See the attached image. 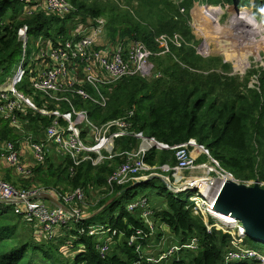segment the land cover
I'll return each instance as SVG.
<instances>
[{
  "label": "trees",
  "instance_id": "16d2710c",
  "mask_svg": "<svg viewBox=\"0 0 264 264\" xmlns=\"http://www.w3.org/2000/svg\"><path fill=\"white\" fill-rule=\"evenodd\" d=\"M43 1L0 0V84L12 74L21 59L22 45L18 33L23 25L27 26L28 36L39 34L41 42L48 41L52 46H58L71 39L72 30L75 32L81 23L105 18L110 42H120L126 47L136 40L144 43L152 52L150 61L155 73L149 79L133 75L105 86L102 88L106 97L104 107L78 95L65 93L74 106L85 109L97 125L125 117L130 131L142 132L146 137H154L169 145L194 139L237 178L264 180V67L255 72L259 74V90L247 89L246 83L238 77L215 71L204 75L191 70L228 67L220 60L203 59L191 47L173 46L170 49L175 57L169 56L172 54H165L167 56L164 57L158 54L161 49L156 41L163 33L169 36L177 32L189 34L187 22L190 9L198 1L207 5L249 6V0H127L125 5L99 0H71L75 10L64 15L44 10L40 6ZM254 12H264V0H255ZM27 64L26 58L25 67ZM34 67L37 70L35 64ZM34 74L35 71L30 73L26 70L24 80L22 78L16 89L31 96L39 109L68 108L66 101H54L36 92L32 87ZM84 87L98 97L91 86L84 84ZM3 102L0 98V103ZM13 113L17 124H12L11 118L0 114V140L13 142L17 150L24 139L22 129L26 124L33 132L29 142L40 141L43 140L40 132L53 120L51 116L41 115L25 105L23 109L15 108ZM21 124L22 127L19 126ZM87 131V128L82 130L83 137H86ZM138 143L140 139L132 135L116 138L115 151L120 153L136 149ZM257 146L262 148L261 153ZM145 161L150 165L176 162L172 150L158 148H152L145 155ZM121 162V156H114L99 166L93 165L90 160H83L74 166L68 155H63L58 162L47 156L43 162L30 166L28 172L25 170L22 174L24 188L43 189L57 196L58 192L65 194L77 188L88 193L92 187H107V198H101L98 206L87 216L84 214L85 218L74 222L73 226L59 228L64 230L60 238L57 237L60 243H65L62 248L55 245L57 240L38 242L36 237L18 235L16 225L11 223L16 214L8 213L10 209L13 213L14 204L0 202V264H132L140 259L136 250L139 243L142 248L156 244L151 237L128 244V238L135 230L148 231L141 208L127 209V204L138 197L147 198L148 208L153 211L152 220L163 224V230L169 229L177 244H188L192 238L196 239V249L183 248L177 254L179 260L173 258L160 264L264 263L256 257L225 262L227 253L234 249L230 236L214 229L208 230L201 214L194 213V202L188 197L182 198V192L170 191L165 184L156 186L154 180L158 178L136 184L117 195L131 185L130 182L114 185L113 188L108 186V176ZM149 187L151 190H148ZM112 197L114 199L109 201ZM101 206L103 208L97 212ZM107 213L109 221L100 224H108L112 239L108 252L101 254L96 248L95 237L79 230L96 225ZM112 231L115 234L112 235ZM65 238L70 240L64 241ZM71 239L73 244L66 243ZM243 244L264 257V242L245 236ZM162 250L151 251L147 255L157 256ZM66 251L70 256L64 259Z\"/></svg>",
  "mask_w": 264,
  "mask_h": 264
},
{
  "label": "built area",
  "instance_id": "2783aa9c",
  "mask_svg": "<svg viewBox=\"0 0 264 264\" xmlns=\"http://www.w3.org/2000/svg\"><path fill=\"white\" fill-rule=\"evenodd\" d=\"M37 2V0H35ZM40 6L44 10L58 15L68 14L75 10L70 0H44ZM106 21L100 17L90 21L88 24L81 23L75 29L73 37L64 44L52 46L48 43V50L43 54L46 64L32 77V87L36 92L48 96L54 101H66L68 108L47 109L37 108L32 102V97L18 91L15 87L22 80L26 67V51L28 45L27 26L23 25L19 29V40L22 45V56L20 62L8 80L0 86V98L4 100L0 103V114L5 118H11L12 124H17V119L13 113L15 108H22L23 105L36 110L41 115L53 118L46 128L43 129L44 139L31 142L34 160L43 162L47 154V142L55 145L57 151L68 155L74 166L79 165L83 160H90L92 164L103 158L102 153L108 154V158L121 156L122 162L112 171L107 178L110 188L114 185H125L131 182H146L149 176L161 179L166 187L174 192L193 190V195L188 197L193 201L199 212L215 220L225 222L219 218L220 212L214 207L215 194L218 189L220 179L233 178L228 172L221 168L218 163L210 157L208 151L203 146H198L194 139L186 142L169 145L157 141L154 137H146L142 132H133L128 129L129 123L125 117L116 118L97 125L89 118L85 109H77L70 98L65 95L69 93L78 95L86 100L104 107L106 97L102 93V88L120 80L123 77L141 75L152 77L154 74L153 65L150 62L152 52L141 41L130 42L127 47L120 42L111 43L110 39L105 45L100 44V38L106 34ZM176 39V36L174 35ZM41 40V39H40ZM160 44L167 48L166 36H160ZM35 62H38L36 60ZM37 67V65H35ZM152 67V69H151ZM84 84L91 86L96 92L97 98L91 95ZM87 128L86 137H83L82 130ZM132 135L141 140L136 149L124 150L120 153H113L116 138ZM167 149L173 151L175 164L164 163L161 165H150L145 161V155L152 149ZM104 151V152H103ZM195 151V153H194ZM0 154L5 157L8 164L14 166L20 174L26 171L19 158L18 150L11 141L0 140ZM95 154L97 156L96 161ZM201 154L207 157L216 166L215 170L208 167V172L215 171L218 175L215 182L206 180H184L177 185L173 180L179 179L178 174L195 167L196 158ZM99 163V162H98ZM205 167V165L203 166ZM165 174H161V173ZM172 179V180H171ZM148 181V180H147ZM206 181V182H205ZM208 182V183H207ZM43 189H24L13 186L8 181L0 178V200L2 203L15 204L14 208L18 213H26L33 216L41 226V232L50 236L57 228L68 227L74 222L84 219L82 210L85 206L84 191L77 188L71 192L62 194L58 192L62 206L48 207L43 203L40 194ZM24 207V210L18 208ZM141 208V216L147 224L148 231L144 233L141 229L135 230L128 238V244L133 245L139 239L152 237L155 233L156 225L152 220L153 211L148 208L146 197H138L127 204L128 211ZM236 231V237L231 239V244L235 245L233 250L225 256V262L231 259H246L251 257L263 258L253 249L240 251L246 232L239 220L231 224ZM108 224L90 225L80 228V233H87L96 239V248L101 254L108 252L112 236L109 235ZM115 231H112V235ZM139 243L136 250L140 253V259L132 264H160L161 262L175 258L179 260L177 254L183 248L196 249V239L188 244H174L162 251L158 256L147 255L152 251L144 252Z\"/></svg>",
  "mask_w": 264,
  "mask_h": 264
},
{
  "label": "rangeland",
  "instance_id": "374dc122",
  "mask_svg": "<svg viewBox=\"0 0 264 264\" xmlns=\"http://www.w3.org/2000/svg\"><path fill=\"white\" fill-rule=\"evenodd\" d=\"M79 1L83 2V1H93V0H79ZM108 1L111 3L116 2L118 4H124V5L127 3V0H99V2H108ZM249 2H250L249 6H243L240 4H231V5L226 4L223 6L207 5L205 4L204 1H202L201 3H199V1L196 2L193 5V7L190 9V18L187 22L190 33L183 34V33L177 32L174 34L176 36V39L174 38V35L169 36L164 33L158 35L156 39L157 41L160 38V36H166L167 38V48L162 46L160 42L158 41L159 47L161 49V52H159L158 54L164 55V57L167 56L165 54H172L169 56L175 57V54L172 53V50L170 49L171 46L175 48L191 47L192 49L195 50V53L201 56L203 59L220 60L222 65L227 64L228 66L226 68L223 67L222 69L220 66L211 67L212 69H208L204 71L195 69V68H191V70L196 71V72H201L204 75H208L212 73V71H215L217 73L238 77L240 81H244L246 83L247 89L259 90V87H260L259 74L255 72L258 71L260 68L264 67V12L256 14V12H254L255 11V0H249ZM211 8L215 10L214 11L210 10ZM231 25H232V29H231ZM249 25L252 26V28ZM73 33L74 32L72 30V34ZM28 37L29 39H28L27 51L25 52L27 55L26 58L28 60L26 70H29L30 73L35 71V74L33 75L34 77L36 73L40 71V69L43 68L46 64V59L43 58V54H45V52L48 50L49 42L48 41L41 42L39 34L32 33V34H29ZM109 39H110V36L108 34V40ZM36 60H38V62H35ZM34 64L37 65V70H35ZM153 71H155L154 68H153ZM23 76L25 77V75ZM23 76L22 78L24 80ZM8 77L7 79L6 78L4 79L2 84H4L6 80H8ZM145 78L149 79L150 77H145ZM2 84H0V86ZM19 126L22 127L23 125L21 124ZM22 130L24 133L23 138L25 142L30 141L31 134H33V132L31 129L28 128V124H26V127L23 128ZM41 134L42 132H40V137H41ZM197 145L203 146L198 143ZM203 147L208 151V149L205 146ZM257 147L259 149V153H261L263 151L262 148L260 146H257ZM113 153H116V154L119 153L118 151H115V146L113 147ZM53 154L54 155H52V157H51V154L49 157H51L54 162H58V160H60V158L63 155H65L63 153L61 154L60 151H56ZM102 156L103 158L99 159L96 162L97 164H93V165L99 166L105 161H108L114 158L113 156L108 158V154H104V153H102ZM202 156H203L202 158H199V157L196 158L195 167L181 171L178 174L179 179H175L173 181L177 185H179L181 184L180 182H183L186 179L187 180H191V179H196V180L202 179L203 180L204 179L206 181L215 179L218 175L215 171L210 172V173H207V172L209 170L208 167H211L215 170L216 166L207 157L206 154ZM210 157L212 156L210 155ZM55 158L57 160H55ZM96 158L97 156H95V159H94L95 161H96ZM214 160L218 163V165L221 168H223L216 159ZM29 161H31V159ZM204 165L205 167H203ZM226 171L231 174L233 181L236 182L238 186H243L245 187V189H250V188H254V186H257L259 190L264 191V180L262 179L261 180L260 179L244 180V179L237 178L230 171L228 170ZM161 174H165V173H161ZM154 182L156 186H160L164 184V182L159 178L155 179ZM12 185L17 188H24V187H19L14 184ZM106 188L107 187L95 189L92 187L88 189V193L84 192L86 206L82 210L83 216L84 214L85 215L89 214L91 210L95 209L98 206L99 204L98 202L101 198L103 197L107 198L108 192H106L105 190ZM24 189H27V188H24ZM148 190H151V187H149ZM193 193H194L193 190H185L182 192V195H183L182 198L191 197ZM106 203H108V201ZM45 204L49 205L47 202ZM14 207L15 206L12 207L13 213L11 209L8 210L9 211L8 213L16 214L20 216L19 217V216L14 215L15 216L14 220L11 221V223L16 225V232H18V235L21 236L22 234H24L28 237L30 236L36 237L38 242H46V241H51V240H53L52 242H54V240H57L55 241V245H57L59 248H62L63 245H65L64 242L60 243L58 239L60 238V235L57 236L56 235L57 232L53 233L50 236H47L45 233L41 232V226L39 225V223L33 216H29L26 213H18L14 211L15 210ZM18 208H20L21 210H24V207L21 205H18ZM101 208H103V206H101L99 209ZM194 213L201 214L200 216L202 217V220L208 230L214 229V230L222 232L223 234H227L230 236V240L236 237V231L233 228V226H231V224H226L221 221L215 220L207 215H204L203 213L199 212V210L196 207H194ZM109 219L110 217L108 216V213H107L104 217H102V220H100L97 224H100L101 222H108ZM155 225H156L155 233L151 238L152 240L155 241L156 244L145 246L143 248V251L145 253L149 252L150 249L154 252L158 250H162V249L166 251L167 248L170 247L171 245L177 244V239L175 238V236L173 237L170 234L169 229L165 228L163 230V224H160V223H155ZM34 232L36 234H34ZM158 232H160L161 234L159 235ZM55 236H57L58 238ZM158 238L160 239V242L158 241ZM68 239L69 238H65L64 241ZM68 241L66 243L73 244L72 239H71V242H68ZM233 246L236 247L235 245ZM238 249H240V251H244L250 248L242 243L241 247H239ZM68 251L64 252L65 253L64 259L70 256V253H68ZM73 251L74 250H72V252ZM158 255L159 254H157V256ZM60 258L62 257L60 256ZM263 262H264V257H263Z\"/></svg>",
  "mask_w": 264,
  "mask_h": 264
},
{
  "label": "water",
  "instance_id": "95a60500",
  "mask_svg": "<svg viewBox=\"0 0 264 264\" xmlns=\"http://www.w3.org/2000/svg\"><path fill=\"white\" fill-rule=\"evenodd\" d=\"M228 174L231 176L230 173ZM152 178L153 176H149L146 181ZM141 182L125 187L117 194L131 189ZM187 188L196 189L193 186ZM42 193L41 196H43ZM214 198L218 199L220 203V208H216L218 212L232 214L235 219L239 220L248 237L264 242V191L259 190L257 186L245 189L243 186H238L232 179L226 178L220 179L218 182ZM112 199L114 197L110 201ZM59 206H62L60 202Z\"/></svg>",
  "mask_w": 264,
  "mask_h": 264
},
{
  "label": "crops",
  "instance_id": "0c3cea01",
  "mask_svg": "<svg viewBox=\"0 0 264 264\" xmlns=\"http://www.w3.org/2000/svg\"><path fill=\"white\" fill-rule=\"evenodd\" d=\"M105 19V18H104ZM106 21V20H105ZM106 34L100 38V44L105 45L108 43V29H107V21H106ZM43 130V129H42ZM41 138L44 139V133L42 131ZM31 142H25L23 139L18 147V153H19V158L22 162L24 170L27 172L29 171V167L32 166L33 164H36L34 160V156L32 153V148L29 146ZM57 149L55 148V145L51 142H47V156L51 157L54 155L53 153L56 152ZM204 154L199 155V158H202ZM31 159V161H29ZM55 160H57L55 158ZM53 161V159H52ZM32 162V163H31ZM38 164V163H37ZM0 178L6 179V181L11 182L14 185H17L19 187H24L25 186V178L22 174H20L14 166H11L10 164L7 163L6 159L4 156L0 154ZM43 196L40 197L43 198V203L45 204L46 202L49 204L47 205L48 207H55L59 206L60 200L51 192L49 191H43L42 193ZM110 201V200H109ZM61 203V202H60ZM46 205V204H45ZM87 216V215H86ZM56 235H61L63 234L64 230H61L57 228L54 233ZM55 236V237H57Z\"/></svg>",
  "mask_w": 264,
  "mask_h": 264
},
{
  "label": "bare ground",
  "instance_id": "6f19581e",
  "mask_svg": "<svg viewBox=\"0 0 264 264\" xmlns=\"http://www.w3.org/2000/svg\"><path fill=\"white\" fill-rule=\"evenodd\" d=\"M71 1V0H70ZM74 4V3H72ZM75 5V4H74ZM76 7V6H75ZM250 26V25H249ZM252 28V26H250ZM231 29H232V25H231ZM230 29V30H231ZM237 29V28H236ZM239 29V28H238ZM242 32V31H241ZM243 33V32H242ZM157 41V40H156ZM158 42V41H157ZM174 45V44H173ZM182 45V44H181ZM176 46V45H175ZM155 73V72H154ZM157 75V74H156ZM156 77V76H155ZM29 135V134H28ZM27 137V136H26ZM30 146V145H29ZM31 147V146H30ZM33 153V152H32ZM95 156V155H94ZM206 158V156H205ZM145 159V158H144ZM212 182H215L214 179L211 180ZM208 183V182H207ZM114 187V186H113ZM112 190V189H111ZM55 191V190H54ZM58 194V193H57ZM214 202V207L213 208H220V203L218 201V199L216 200V198L212 201ZM219 218L225 222H230L231 224H233L235 222V218L232 216V214H228V213H220Z\"/></svg>",
  "mask_w": 264,
  "mask_h": 264
}]
</instances>
